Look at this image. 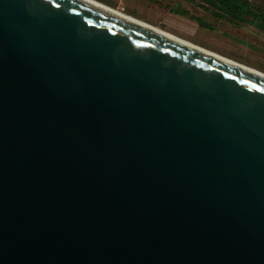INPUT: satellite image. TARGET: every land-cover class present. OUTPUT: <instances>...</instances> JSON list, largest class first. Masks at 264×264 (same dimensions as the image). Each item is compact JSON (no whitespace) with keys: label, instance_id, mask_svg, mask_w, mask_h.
Listing matches in <instances>:
<instances>
[{"label":"water","instance_id":"1","mask_svg":"<svg viewBox=\"0 0 264 264\" xmlns=\"http://www.w3.org/2000/svg\"><path fill=\"white\" fill-rule=\"evenodd\" d=\"M0 264H264V76L91 0H0Z\"/></svg>","mask_w":264,"mask_h":264},{"label":"rangeland","instance_id":"2","mask_svg":"<svg viewBox=\"0 0 264 264\" xmlns=\"http://www.w3.org/2000/svg\"><path fill=\"white\" fill-rule=\"evenodd\" d=\"M161 30L264 73V0H237L241 18L217 17L216 0H96ZM178 11L188 12L208 27H201Z\"/></svg>","mask_w":264,"mask_h":264},{"label":"trees","instance_id":"3","mask_svg":"<svg viewBox=\"0 0 264 264\" xmlns=\"http://www.w3.org/2000/svg\"><path fill=\"white\" fill-rule=\"evenodd\" d=\"M152 1V0H148ZM215 8L218 10L217 17L220 19H225L226 15H230L232 19L239 20L241 17V12L243 9V5L239 3L237 0H216V3L213 4ZM178 15L189 17L191 20L197 22V24L201 27H208L205 23H203L200 19L192 17L188 12L178 11ZM133 16V15H132ZM262 23L260 24V28L264 30V18H261Z\"/></svg>","mask_w":264,"mask_h":264},{"label":"bare ground","instance_id":"4","mask_svg":"<svg viewBox=\"0 0 264 264\" xmlns=\"http://www.w3.org/2000/svg\"><path fill=\"white\" fill-rule=\"evenodd\" d=\"M91 1L97 3V4L101 5V6H104V7L108 8V9H110V10H112V11H115V12H117V13L123 15V16H126V17H128V18H130V19H133V20H135V21H137V22H139V23H142V24H144V25H146V26H149V27H151V28H153V29H156V30H158V31H161V32H163V33H165V34H167V35H169V36H171V37H173V38H175V39H177V40H179V41H181V42H183V43H185V44H187V45H190V46H192V47H194V48H196V49H199V50H201V51H203V52H206V53H208V54H210V55H213V56H215V57H218V58L223 59V60H225V61H228V62H230V63L236 64V65H238V66L241 67V68L248 69V70H250V71L256 72V73H258V74L264 76V73H262V72H260V71H258V70H256V69H254V68L247 67V66L241 65V64H239V63H236V62H234V61H232V60L226 59L225 57H223V56H221V55H219V54H217V53H214V52H212V51H209V50H207V49H204V48H202V47H199V46H197V45H195V44H193V43H191V42H189V41H186V40H184V39H181V38H179V37H177V36H175V35H173V34H170V33L166 32V31H164V30H161L160 28H157V27H155V26H153V25H151V24H149V23L143 22V21H141V20H139V19H137V18H134V17H132V16H130V15H128V14H125V13H123V12H120V11H118V10H115V9H113V8H111V7H109V6L105 5V4H103V3H101V2H98V1H96V0H91Z\"/></svg>","mask_w":264,"mask_h":264}]
</instances>
